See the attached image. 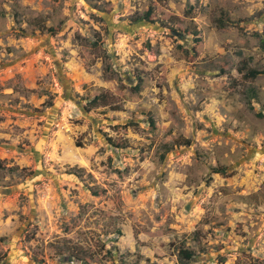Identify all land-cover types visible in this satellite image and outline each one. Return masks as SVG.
<instances>
[{
	"label": "rangeland",
	"instance_id": "1",
	"mask_svg": "<svg viewBox=\"0 0 264 264\" xmlns=\"http://www.w3.org/2000/svg\"><path fill=\"white\" fill-rule=\"evenodd\" d=\"M263 38L264 0H0V264H264Z\"/></svg>",
	"mask_w": 264,
	"mask_h": 264
},
{
	"label": "trees",
	"instance_id": "2",
	"mask_svg": "<svg viewBox=\"0 0 264 264\" xmlns=\"http://www.w3.org/2000/svg\"><path fill=\"white\" fill-rule=\"evenodd\" d=\"M153 10H154L153 7H148L141 15L132 16L131 17L132 22L136 23V22H140V21H146V22H150V23H155V22L159 21L161 24L165 25L166 27H169L170 26L169 21H163V19L157 20L156 17H154V15H153ZM178 29L183 30L185 33L194 35V41L197 43V46L199 48L202 47L203 42H202V39L200 37H198L199 30L196 28L195 25L193 27H190V28L179 26ZM45 30H47L48 32H51V33H55L58 30V28L55 26L45 27ZM262 43L264 44V38L262 39ZM195 51H197V49H195ZM221 70H222V72L225 73V71L223 69H221ZM238 70L243 74V77H245L246 79H254V78L258 77L259 75L264 74V69L250 67L246 64V62H243L242 66H240ZM138 80H139V82H138L137 87L139 88L140 84L142 83L143 80L140 77H138ZM106 94L100 93V94L94 96L92 99L89 100L88 105L91 107H97L100 105L109 104V99H108ZM112 109H114V110L119 109V106L115 105L112 107ZM108 140H109L111 145L118 146L117 143H113V141L110 138H108ZM89 190L94 195H98L102 192L100 189H97L96 187H93V186H89ZM194 254H195L194 250L189 249V248H185V247H181L179 250V256H180L181 263L187 264V262L193 258ZM76 259H79V258H77V255H76Z\"/></svg>",
	"mask_w": 264,
	"mask_h": 264
},
{
	"label": "water",
	"instance_id": "3",
	"mask_svg": "<svg viewBox=\"0 0 264 264\" xmlns=\"http://www.w3.org/2000/svg\"><path fill=\"white\" fill-rule=\"evenodd\" d=\"M169 31L175 35H181L182 33L180 31L174 30V29H169Z\"/></svg>",
	"mask_w": 264,
	"mask_h": 264
}]
</instances>
